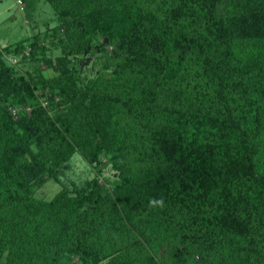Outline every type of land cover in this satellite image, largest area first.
Here are the masks:
<instances>
[{"label": "trees", "instance_id": "obj_1", "mask_svg": "<svg viewBox=\"0 0 264 264\" xmlns=\"http://www.w3.org/2000/svg\"><path fill=\"white\" fill-rule=\"evenodd\" d=\"M46 1L53 75L6 56L46 58V33L0 48V264H264V0ZM92 56L113 65L89 86L106 138L78 111ZM77 149L114 186L35 197Z\"/></svg>", "mask_w": 264, "mask_h": 264}, {"label": "rangeland", "instance_id": "obj_2", "mask_svg": "<svg viewBox=\"0 0 264 264\" xmlns=\"http://www.w3.org/2000/svg\"><path fill=\"white\" fill-rule=\"evenodd\" d=\"M60 22V16L54 12L46 0H21V3L18 0H0V48L14 44L22 39H28L30 41L36 33H40L41 36L44 33L47 36L49 35L45 40L47 50L44 55L46 58H41L40 56L38 58H32L30 52L31 47L26 45L25 49H28L30 54L23 56L18 64L14 66L16 76L36 77L40 75L48 78L53 75V68L45 62V59L55 62L56 57L60 54L61 49L58 44H51L52 41L58 43L56 41L58 38L57 35H52V28ZM108 49L110 50L111 47L108 46ZM109 55L110 53L106 54L105 57H109ZM91 61L93 63L90 64ZM80 67L85 68L82 73L84 82L79 85V89L85 94V97L83 103L77 104L82 105L78 111L81 118L94 128L97 137L106 138L104 133L108 129V125H105L107 115L102 113L98 108L92 107V105L97 104L89 86H92L91 82L99 77L101 72L108 75L113 65L111 63L108 64L107 60L103 59V56H96L94 59L92 56L83 60L80 63ZM36 102L43 105L48 103V100L46 97H39L36 99ZM33 106L34 104L29 106L15 105L11 106L10 110L16 109V117L12 114L16 119L20 114L29 113ZM99 158L100 162H92L80 150H75L70 158L59 168L58 179L49 178L43 186L33 188V195L37 198L48 200L63 186L72 188L73 185L79 186L85 181L92 179L97 180L105 188L111 189L118 179V171L108 162L106 155L100 154ZM107 261L105 259L97 264H107ZM183 264L203 263L198 255H193Z\"/></svg>", "mask_w": 264, "mask_h": 264}, {"label": "built area", "instance_id": "obj_3", "mask_svg": "<svg viewBox=\"0 0 264 264\" xmlns=\"http://www.w3.org/2000/svg\"><path fill=\"white\" fill-rule=\"evenodd\" d=\"M19 3H21V0H18ZM29 55V50L28 49H24L21 53H19L18 55H13V54H9L7 55V59L13 63L16 64L23 56H28ZM16 109H11V113L16 117Z\"/></svg>", "mask_w": 264, "mask_h": 264}]
</instances>
